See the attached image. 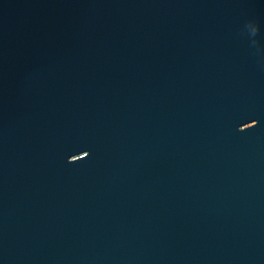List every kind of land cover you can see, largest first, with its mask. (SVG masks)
Listing matches in <instances>:
<instances>
[{
  "label": "water",
  "instance_id": "95a60500",
  "mask_svg": "<svg viewBox=\"0 0 264 264\" xmlns=\"http://www.w3.org/2000/svg\"><path fill=\"white\" fill-rule=\"evenodd\" d=\"M0 264H264V0H0Z\"/></svg>",
  "mask_w": 264,
  "mask_h": 264
}]
</instances>
